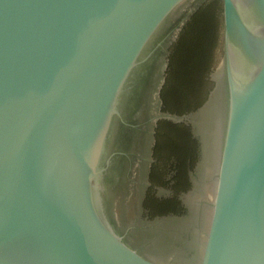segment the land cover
<instances>
[{"label":"water","instance_id":"1","mask_svg":"<svg viewBox=\"0 0 264 264\" xmlns=\"http://www.w3.org/2000/svg\"><path fill=\"white\" fill-rule=\"evenodd\" d=\"M190 1L0 0V264H161L114 230L100 191L161 40L147 46ZM222 32L227 112L198 264H264V0H222Z\"/></svg>","mask_w":264,"mask_h":264},{"label":"rangeland","instance_id":"2","mask_svg":"<svg viewBox=\"0 0 264 264\" xmlns=\"http://www.w3.org/2000/svg\"><path fill=\"white\" fill-rule=\"evenodd\" d=\"M195 1L191 0L176 10L147 46L148 52L161 40L156 44L150 65H145L131 105L125 108L123 116L128 124L118 122L115 127L109 147L123 153L111 164L104 178L103 189H100L103 210L114 230L143 256L161 264H198L201 259L212 212L226 121L227 87L222 26L217 32L210 70L204 76L203 101L184 115L161 109L159 87L165 77L168 49L193 10ZM161 120L188 124L198 141L196 159L189 170L187 184L177 192L172 188L170 179L165 184L149 179L155 159L152 150L154 127ZM161 160L164 173L171 159L164 157ZM164 177H170L169 170ZM175 193L181 204L177 212L155 214L143 205L148 194L160 198Z\"/></svg>","mask_w":264,"mask_h":264},{"label":"trees","instance_id":"3","mask_svg":"<svg viewBox=\"0 0 264 264\" xmlns=\"http://www.w3.org/2000/svg\"><path fill=\"white\" fill-rule=\"evenodd\" d=\"M222 26V0H206L201 3L181 26L169 47L165 79L160 89L161 109L178 115L188 112L204 99L202 88L204 76L210 70L211 57L216 46L217 32ZM195 95V97H193ZM190 98H196L192 103ZM154 168L149 179L165 184L170 179L172 188L180 191L187 184L189 170L195 159L198 141L190 126L182 121H160L154 127ZM164 157L171 162L170 177H164ZM163 169V170H162ZM143 205L155 214L177 212L181 208L176 193L169 197L148 194Z\"/></svg>","mask_w":264,"mask_h":264},{"label":"flooded vegetation","instance_id":"4","mask_svg":"<svg viewBox=\"0 0 264 264\" xmlns=\"http://www.w3.org/2000/svg\"><path fill=\"white\" fill-rule=\"evenodd\" d=\"M204 1H206V0H197V1H195V4H194V7H193V10L191 11V13L201 4V3H203ZM190 13V14H191ZM189 14V15H190ZM189 17V16H188ZM188 19V18H187ZM186 19V20H187ZM168 53H169V49H168ZM168 53H167V56H168ZM151 61V58L147 61V63H149ZM167 61H168V58H167V60H166V64H167ZM151 63V62H150ZM150 63H149V65H150ZM166 64H165V68H166ZM146 66H147V64H145ZM145 68V67H144ZM148 72H149V76L151 75V72H150V66H149V68H148ZM143 74V73H142ZM142 74L137 78V80H136V82H135V84L137 85L138 83H139V80L141 79V77H142ZM165 79V78H164ZM164 79L162 80V83L164 82ZM162 83H161V85H162ZM135 85V86H136ZM160 85V87H159V97H160V89H161V86ZM135 88H138V85L135 87ZM193 97H195V95L193 96ZM129 99V98H128ZM195 99L196 98H190V101H192V102H194L195 101ZM160 103H161V98H160ZM131 105V104H130ZM186 113H189V111L188 112H186ZM186 113H183V114H181V115H184V114H186Z\"/></svg>","mask_w":264,"mask_h":264}]
</instances>
